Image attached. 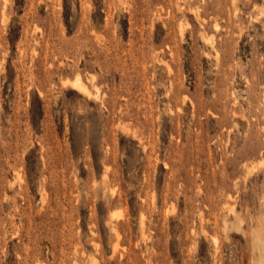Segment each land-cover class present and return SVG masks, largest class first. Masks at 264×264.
<instances>
[{
    "label": "rangeland",
    "instance_id": "rangeland-1",
    "mask_svg": "<svg viewBox=\"0 0 264 264\" xmlns=\"http://www.w3.org/2000/svg\"><path fill=\"white\" fill-rule=\"evenodd\" d=\"M263 235L264 0H0V264H264Z\"/></svg>",
    "mask_w": 264,
    "mask_h": 264
},
{
    "label": "bare ground",
    "instance_id": "bare-ground-1",
    "mask_svg": "<svg viewBox=\"0 0 264 264\" xmlns=\"http://www.w3.org/2000/svg\"><path fill=\"white\" fill-rule=\"evenodd\" d=\"M79 77V76H78ZM75 82V84H76V86H79V88L81 87V88H84V85H83V82L80 80V78H77L76 80H74ZM84 84H86V83H84ZM82 90V89H81ZM87 90V89H86ZM82 91H84V90H82ZM98 96V95H97ZM239 222V221H238ZM259 234V233H258ZM259 236V235H258ZM264 236V235H263ZM256 238V237H255ZM261 239V238H260ZM258 242H260L259 240H258ZM262 242V241H261ZM264 242V241H263ZM264 244V243H263ZM262 244V245H263ZM257 245V244H256ZM257 247V246H256ZM263 248V247H262ZM264 253V252H263ZM262 253V254H263ZM262 256V255H261ZM256 258H258V257H256ZM263 258V257H262ZM258 260H260V258L258 259Z\"/></svg>",
    "mask_w": 264,
    "mask_h": 264
}]
</instances>
